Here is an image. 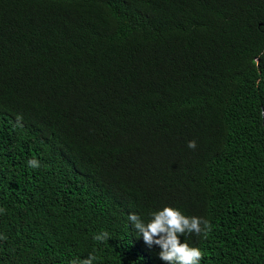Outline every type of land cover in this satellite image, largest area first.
Returning a JSON list of instances; mask_svg holds the SVG:
<instances>
[{
    "label": "trees",
    "instance_id": "obj_1",
    "mask_svg": "<svg viewBox=\"0 0 264 264\" xmlns=\"http://www.w3.org/2000/svg\"><path fill=\"white\" fill-rule=\"evenodd\" d=\"M168 206L264 264V0H0V264H163Z\"/></svg>",
    "mask_w": 264,
    "mask_h": 264
},
{
    "label": "clouds",
    "instance_id": "obj_2",
    "mask_svg": "<svg viewBox=\"0 0 264 264\" xmlns=\"http://www.w3.org/2000/svg\"><path fill=\"white\" fill-rule=\"evenodd\" d=\"M21 119L18 117V120ZM188 147L196 148L195 141H190ZM32 168L40 166L39 161L32 159L29 162ZM134 229L142 236L144 243L152 248L159 246L161 251L158 257L163 264H200L203 253L199 248L191 247L186 241L181 242V237L195 233L197 236L207 234L210 225L199 217H188L179 209L164 207L163 210L151 213V219L145 222L139 215L130 214L128 217ZM97 241L108 239V233L95 235ZM97 257L89 255L88 258L73 262V264H94Z\"/></svg>",
    "mask_w": 264,
    "mask_h": 264
}]
</instances>
